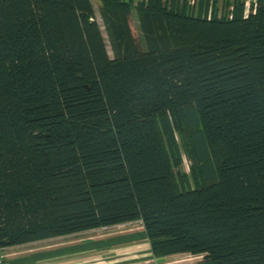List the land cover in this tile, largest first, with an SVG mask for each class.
I'll list each match as a JSON object with an SVG mask.
<instances>
[{
    "label": "trees",
    "instance_id": "obj_1",
    "mask_svg": "<svg viewBox=\"0 0 264 264\" xmlns=\"http://www.w3.org/2000/svg\"><path fill=\"white\" fill-rule=\"evenodd\" d=\"M250 9L0 0V248L141 221L154 258L264 264V0Z\"/></svg>",
    "mask_w": 264,
    "mask_h": 264
},
{
    "label": "rangeland",
    "instance_id": "obj_2",
    "mask_svg": "<svg viewBox=\"0 0 264 264\" xmlns=\"http://www.w3.org/2000/svg\"><path fill=\"white\" fill-rule=\"evenodd\" d=\"M189 1L191 4H197L199 0ZM255 1L246 0L247 13H249ZM135 2H138V0H135ZM223 2L224 0H219L220 8L223 6ZM94 7L96 17L102 26V31L108 44L109 53L112 56L113 53L107 40L106 30L100 17V3L94 1ZM131 22L134 34L139 38L140 31L137 27L138 22L135 10ZM184 169L189 171V160L187 158L184 159ZM80 236L81 238L79 239L81 241H93L91 245L96 242V248H94L95 250L93 249L96 253L95 257L89 258H94L95 260L89 262L87 257H83L80 260L81 264H200L203 260V256L201 255L195 256L184 253L163 257L164 259L154 261V258L152 259L149 256L148 241L143 240H147V238L140 222L88 231L82 233Z\"/></svg>",
    "mask_w": 264,
    "mask_h": 264
},
{
    "label": "crops",
    "instance_id": "obj_3",
    "mask_svg": "<svg viewBox=\"0 0 264 264\" xmlns=\"http://www.w3.org/2000/svg\"><path fill=\"white\" fill-rule=\"evenodd\" d=\"M135 222H140L143 230L144 226L141 221L128 222L124 224H118L114 226L104 227L111 228L121 225H127ZM103 228V229H104ZM102 229V228H100ZM99 230V229H94ZM93 231V230H89ZM88 232V231H85ZM77 233L65 236H58L46 240L31 242L22 245H15L5 247L4 252L8 264H81L80 260L83 257H87L89 262H93L95 259H89L95 257L94 248H96V242L91 245L89 241H81V234ZM67 237V238H66ZM144 241H147L143 239ZM149 247V242H147ZM94 249V250H93ZM178 255V254H175ZM149 256L154 258L151 253ZM169 257V256H168ZM162 258H154L153 260L159 261ZM164 259V258H163Z\"/></svg>",
    "mask_w": 264,
    "mask_h": 264
},
{
    "label": "built area",
    "instance_id": "obj_4",
    "mask_svg": "<svg viewBox=\"0 0 264 264\" xmlns=\"http://www.w3.org/2000/svg\"><path fill=\"white\" fill-rule=\"evenodd\" d=\"M0 264H8L4 252V248H0Z\"/></svg>",
    "mask_w": 264,
    "mask_h": 264
}]
</instances>
